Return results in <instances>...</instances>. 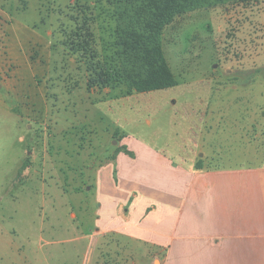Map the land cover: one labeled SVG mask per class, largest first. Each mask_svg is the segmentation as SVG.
Instances as JSON below:
<instances>
[{"label": "rangeland", "instance_id": "rangeland-1", "mask_svg": "<svg viewBox=\"0 0 264 264\" xmlns=\"http://www.w3.org/2000/svg\"><path fill=\"white\" fill-rule=\"evenodd\" d=\"M83 22L81 38L91 33L94 60L103 67L100 76L87 70L80 52L70 50L71 42H78L73 31ZM114 29L112 0H0V264L82 263L84 241L68 240L74 235L69 212L74 208L79 229L92 225L95 189L88 193L87 214L81 215L86 192L59 194L55 186L66 189L67 165L86 175L87 153L102 160L118 151L110 119L94 105L125 93L117 79ZM162 45L177 80L211 79L204 154L213 159L215 152H225L230 164L263 159L255 151L264 148V0L178 16L164 29ZM94 76L105 83L88 88ZM152 108L145 118L149 110L136 109L120 130L156 145L175 136L170 107ZM237 139L244 145L235 146ZM210 159L208 165L220 163ZM51 167L53 179L43 171ZM146 251L104 235L86 264H151Z\"/></svg>", "mask_w": 264, "mask_h": 264}, {"label": "crops", "instance_id": "crops-1", "mask_svg": "<svg viewBox=\"0 0 264 264\" xmlns=\"http://www.w3.org/2000/svg\"><path fill=\"white\" fill-rule=\"evenodd\" d=\"M210 88L208 77L177 80L171 87L102 98L94 104L120 132L111 139L118 151L102 160L90 159L87 153L86 175L67 165L66 189L55 186L59 194L86 192L81 215L87 214L88 193L95 189L92 225L79 229L74 208L69 212L74 235L68 240L85 243L81 264L87 263L92 247L104 235L140 244L151 264H264V148L255 151L263 158L255 163L230 164L225 152L212 154L214 160L204 154L202 131ZM157 103L170 107L172 126L175 129L174 122L178 126L175 136L156 145L120 130L136 109L149 110L142 115L149 117ZM240 139L235 146L244 145ZM207 157L220 163L208 165ZM198 158L204 161L199 169ZM53 170L43 171L53 179ZM24 172L28 176L30 164ZM76 177L86 180L70 186Z\"/></svg>", "mask_w": 264, "mask_h": 264}, {"label": "trees", "instance_id": "trees-1", "mask_svg": "<svg viewBox=\"0 0 264 264\" xmlns=\"http://www.w3.org/2000/svg\"><path fill=\"white\" fill-rule=\"evenodd\" d=\"M251 0H112L115 34V54L117 57V79L124 85L125 94L147 92L171 87L177 80L163 51L162 34L172 21L188 12L210 9ZM78 25L73 31L74 40L70 50L80 52L87 59V70L103 71L96 52L90 46L91 33L83 36ZM58 33H66L59 29ZM102 73V72H101ZM98 73L97 75H101ZM106 79V78H105ZM99 83V84H98ZM100 77L88 79L87 87L100 85ZM119 135L116 130L114 136ZM203 158H198L196 168L203 167ZM24 164H26L24 162Z\"/></svg>", "mask_w": 264, "mask_h": 264}]
</instances>
